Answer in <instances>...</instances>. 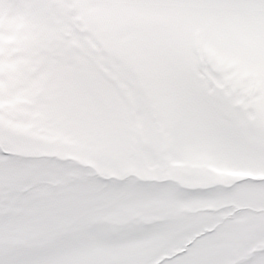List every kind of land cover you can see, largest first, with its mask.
I'll use <instances>...</instances> for the list:
<instances>
[{
  "label": "snow or ice",
  "instance_id": "6c2138e0",
  "mask_svg": "<svg viewBox=\"0 0 264 264\" xmlns=\"http://www.w3.org/2000/svg\"><path fill=\"white\" fill-rule=\"evenodd\" d=\"M0 264H264V0H0Z\"/></svg>",
  "mask_w": 264,
  "mask_h": 264
}]
</instances>
